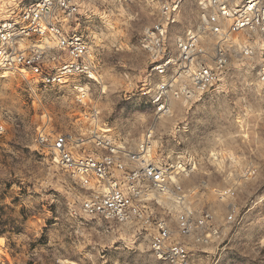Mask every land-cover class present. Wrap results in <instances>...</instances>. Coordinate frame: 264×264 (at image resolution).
Masks as SVG:
<instances>
[{
    "label": "rangeland",
    "instance_id": "1",
    "mask_svg": "<svg viewBox=\"0 0 264 264\" xmlns=\"http://www.w3.org/2000/svg\"><path fill=\"white\" fill-rule=\"evenodd\" d=\"M80 1L81 28L100 60L98 80L45 87L13 73L0 74V125L5 128L0 133V264L163 262L151 251L147 232L83 214L81 188L38 142L41 131L53 136L87 132L92 125L87 114L94 108L100 125L132 149L155 123L153 154L191 165L192 172L180 176L185 206L213 210L220 228L207 245L187 239L192 264H264V236L257 240L253 235L264 228V83L253 66L234 63L203 96L174 101L171 114L154 120V107L141 87L148 75L146 33L159 20L156 4ZM210 1L185 0L170 44L214 10ZM230 1L236 5L241 0ZM83 92L87 97L81 101ZM230 188L236 195L221 200L219 191ZM34 192L41 195L33 197ZM15 194L21 202L39 201L44 214L37 209L23 221L21 205L9 206ZM231 203L238 212L234 222L226 223ZM164 205L168 208L158 211L177 225L181 207L166 199ZM21 227L26 230L18 231Z\"/></svg>",
    "mask_w": 264,
    "mask_h": 264
},
{
    "label": "built area",
    "instance_id": "2",
    "mask_svg": "<svg viewBox=\"0 0 264 264\" xmlns=\"http://www.w3.org/2000/svg\"><path fill=\"white\" fill-rule=\"evenodd\" d=\"M152 1L159 20L146 33L148 75L141 95L154 107V120L171 114L174 101L203 96L234 63L252 65L264 83V0L236 5L211 0L214 10L175 45L169 42L170 32L185 0ZM80 14V0H0V74L13 73L45 87L73 79L98 80L100 60L81 28ZM85 97L83 92L81 101ZM87 118L92 122L87 132L53 136L41 131L37 137L55 166L81 188L83 214L137 226L149 235L151 251L159 260L192 264L194 253L187 239L207 245L220 228L213 210L185 206L180 176L189 175L191 165L153 154L155 123L132 149L100 125L96 108ZM4 130L0 125V133ZM235 195L233 188L218 194L223 201ZM164 199L181 207L177 225L158 211L168 208ZM237 212L238 206L231 203L225 222H234Z\"/></svg>",
    "mask_w": 264,
    "mask_h": 264
},
{
    "label": "snow or ice",
    "instance_id": "3",
    "mask_svg": "<svg viewBox=\"0 0 264 264\" xmlns=\"http://www.w3.org/2000/svg\"><path fill=\"white\" fill-rule=\"evenodd\" d=\"M17 27H20V25L18 24ZM40 195H41V193H39V192H34L33 193V197L40 196ZM0 197H2V196H0ZM13 197L14 198L10 202L9 206H12V205L17 204V203H19L21 205V217H22L23 221H27L29 219V216L32 214V212L34 210L38 209L39 210V214H44L43 207H42V205H41V203L39 201H35V200L29 201L26 198L25 201L21 202L18 195L15 194V195H13ZM43 203L44 204H48V201L45 200V201H43ZM51 207H52L53 214H55V206L51 205ZM2 210H3V206H0V211H2ZM49 222H50V220H49ZM25 230L26 229L23 228V227L18 228V231H25ZM0 235H2V231H0ZM27 235L29 237H31L33 235L32 230L27 229ZM253 235H254L255 239L259 240L260 236H264V228H262L258 233H253ZM0 243H2V241H0ZM90 249H91L90 247L86 248L85 251H88ZM71 259L75 261V260H78L79 257L78 256H72ZM89 264H91V262H89ZM96 264H101V261H97ZM161 264H163V262H161Z\"/></svg>",
    "mask_w": 264,
    "mask_h": 264
},
{
    "label": "bare ground",
    "instance_id": "4",
    "mask_svg": "<svg viewBox=\"0 0 264 264\" xmlns=\"http://www.w3.org/2000/svg\"><path fill=\"white\" fill-rule=\"evenodd\" d=\"M212 2H213V0H212Z\"/></svg>",
    "mask_w": 264,
    "mask_h": 264
}]
</instances>
